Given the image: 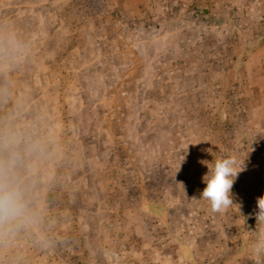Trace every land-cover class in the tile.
Returning a JSON list of instances; mask_svg holds the SVG:
<instances>
[{
	"label": "rangeland",
	"instance_id": "rangeland-1",
	"mask_svg": "<svg viewBox=\"0 0 264 264\" xmlns=\"http://www.w3.org/2000/svg\"><path fill=\"white\" fill-rule=\"evenodd\" d=\"M106 5L0 0V182L25 203L11 228L0 225V264H166L168 254V264H224L264 253V110L241 80L250 53L184 34L165 46L150 37L134 54L138 21L109 17ZM227 155L244 167L233 205L214 210L200 198L203 162Z\"/></svg>",
	"mask_w": 264,
	"mask_h": 264
},
{
	"label": "crops",
	"instance_id": "crops-1",
	"mask_svg": "<svg viewBox=\"0 0 264 264\" xmlns=\"http://www.w3.org/2000/svg\"><path fill=\"white\" fill-rule=\"evenodd\" d=\"M102 1L107 2L106 13L109 17L119 16L116 13H109L112 9L115 12L118 11L127 20L138 21V29L134 30V34L129 37L133 42L127 46L134 54L137 48L147 46L150 37L159 39L163 44L170 36L182 37L184 34H189L190 37L198 35L202 38L204 46H207L205 45L207 36L214 34L219 36V44L226 51L245 50L250 53L246 67L251 68V71L241 77V80L250 90L252 98L256 99L264 110V41H260V37L264 36V0ZM149 20L154 21V24L146 25ZM194 20H200L204 26L200 27ZM185 42L187 47L191 46L190 40ZM260 119L264 126V111ZM167 212L170 213L171 209ZM162 217L159 215L157 219L164 222ZM174 242L177 243L176 240ZM206 244L209 245L210 242ZM187 255L188 260L195 261L194 251H188ZM262 257L264 253L261 251L248 257L240 252L234 259L225 261L224 264H242L244 261H253L255 258L259 259V264H262L260 262ZM164 258L168 264L173 257L168 254Z\"/></svg>",
	"mask_w": 264,
	"mask_h": 264
},
{
	"label": "clouds",
	"instance_id": "clouds-1",
	"mask_svg": "<svg viewBox=\"0 0 264 264\" xmlns=\"http://www.w3.org/2000/svg\"><path fill=\"white\" fill-rule=\"evenodd\" d=\"M208 167L204 176L206 187L200 198L208 201L214 210H222L233 205L231 188L237 174L243 170L244 160L234 155L213 159L210 163L203 162ZM257 221H264V196L258 198ZM25 203L22 190L13 182H0V225L9 228L24 215Z\"/></svg>",
	"mask_w": 264,
	"mask_h": 264
}]
</instances>
